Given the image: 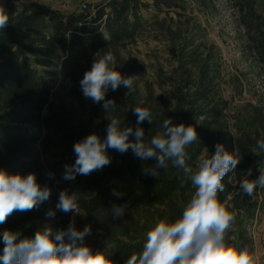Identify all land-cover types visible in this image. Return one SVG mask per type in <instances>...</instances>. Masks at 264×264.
Instances as JSON below:
<instances>
[{
    "label": "trees",
    "instance_id": "16d2710c",
    "mask_svg": "<svg viewBox=\"0 0 264 264\" xmlns=\"http://www.w3.org/2000/svg\"><path fill=\"white\" fill-rule=\"evenodd\" d=\"M191 1L203 10L215 11L219 1L230 7L244 51L255 73L264 77V0ZM187 8V0H107L64 12L26 0L17 8L4 9L9 24L0 30V169L25 176L35 173L41 188L51 189V196L30 211H14L6 223L0 224V234L7 229L32 238L45 225L54 232L65 230L74 218L77 230L91 226V235L85 237L88 246L95 251L110 245L111 259L115 264H125L132 252L142 249L154 223L178 219L193 189L182 171L171 166L167 171L161 169L157 178L147 176L142 170L154 160L142 161L131 158L129 152L125 155L108 149L109 166L87 176L77 175L71 181L62 178L64 166L75 162L73 146L77 141L93 133L101 141L106 139L108 119L113 116L121 120L122 128L135 131L137 117L132 109L139 106L153 114L151 124L145 121L140 125L146 140L161 131L167 118L174 124L195 127L198 141L188 149L194 170L200 159L214 155L217 143L229 152L239 149L241 162L224 178L225 189L219 199L236 214L228 237L250 245L254 252L251 225L264 209V187H257L248 197L242 195L239 184L247 178L244 175L249 168L253 169L249 179L259 176L258 161L264 167V156L251 152L256 142L264 139V108L252 102L233 104L225 98L227 81L215 48L184 39L181 28L168 31L175 45L176 67L170 74L161 70L157 79L162 90H169L158 94L148 84L142 92L135 83L131 91L124 86L109 90L105 100H115V112L106 113L103 102L86 99L80 86L98 52H112L123 76H142V68L127 62L121 51L144 33L147 21L143 13L181 12ZM63 87L67 89L61 97L59 89ZM232 88L241 99L243 81L237 78ZM55 98H61L60 105ZM76 105L86 110L85 118L80 117L78 123L71 117L77 113ZM59 148V161L44 159ZM49 172L54 174L51 179ZM63 190L78 194L80 214L56 210ZM121 204L128 207L119 219H113L110 212L100 219L95 215L98 209L110 210ZM49 209L55 210L53 218L46 216ZM130 211L142 215L146 222L131 217Z\"/></svg>",
    "mask_w": 264,
    "mask_h": 264
},
{
    "label": "clouds",
    "instance_id": "9594fccd",
    "mask_svg": "<svg viewBox=\"0 0 264 264\" xmlns=\"http://www.w3.org/2000/svg\"><path fill=\"white\" fill-rule=\"evenodd\" d=\"M9 24V15L0 8V30ZM99 56V58H97ZM134 77H125L117 70L116 59L112 52L95 54L91 68L87 70L80 86L83 96L94 103L103 102L106 113L115 112V100H105L109 90L116 91L124 86L130 91ZM136 115L135 131L132 127H121V120L113 116L106 128V139L93 133L87 135L73 146L74 164L64 166L63 179L71 181L77 175L87 176L111 164L108 149L124 154L129 150L142 160H154L153 165H145L143 174L158 177L161 169L169 167L182 171L183 177L190 182L192 194L183 206L181 216L175 221L159 220L145 236L142 249L134 251L125 264H255V255L250 245L228 237L236 220V214L229 211L220 201L219 194L225 189L223 183L228 173L236 171L241 158L239 149L229 152L223 144L215 145L214 155L202 158L195 170L189 163L190 146L198 141L194 126L184 123L174 124L171 118L163 120L161 131L150 139H144L145 132L140 127L143 122H153L152 112L143 107H134ZM134 136V139H129ZM251 152L264 156V139L258 140ZM259 176L249 179L253 169L249 168L239 188L242 195L251 197L257 187H264V167L257 162ZM53 178L54 174L47 173ZM183 186V181L181 182ZM120 195V194H117ZM51 189L41 188L35 173L26 176L20 173L8 174L0 169V224L6 223L14 211H30L48 200ZM128 205H113L110 210L98 209L96 217L110 215L121 218ZM56 210L64 213L80 214L79 196L60 191ZM46 216L53 218L55 210L49 209ZM91 235V226L77 230L75 220L67 229L53 231L45 225L35 232L34 237H22L19 231L3 230L0 234L3 249L0 264H115L109 248L93 250L85 243Z\"/></svg>",
    "mask_w": 264,
    "mask_h": 264
},
{
    "label": "rangeland",
    "instance_id": "374dc122",
    "mask_svg": "<svg viewBox=\"0 0 264 264\" xmlns=\"http://www.w3.org/2000/svg\"><path fill=\"white\" fill-rule=\"evenodd\" d=\"M26 0H0V8H17ZM51 7L55 10L73 12L80 9L85 3H99L107 0H30ZM263 2V0H260ZM188 8L181 12H162L152 10L144 12L147 21L146 29L138 40L121 51L122 57L127 62H134L142 68V76H135L134 83L144 92L148 84L154 86L158 94H165L169 88L162 90L158 85L157 74L161 70L170 74L176 67L174 43L168 31L175 32L181 28L184 39L191 40L195 45L206 44L215 48L221 55L223 73L227 81L225 98L232 100L233 104L252 102L260 104L264 108V77L258 76L253 68L251 58L244 51L243 39L240 29L234 21L233 13L223 1L217 3L215 11L203 10L187 0ZM239 78L244 84V93L240 99L234 92L232 85ZM68 87V85H67ZM67 87L59 89L61 97H64ZM234 97V98H233ZM61 98H55L58 105ZM77 113L71 115L78 123L86 115L85 107L75 106ZM81 117V118H80ZM85 118V117H84ZM61 148L52 150L44 156L46 161H59ZM131 158H135L132 151ZM126 152V153H128ZM126 153H124L126 155ZM131 217L139 220L142 218L135 211H130ZM142 220L146 222L143 218ZM249 222V227H250ZM155 225V223H154ZM248 226V225H247ZM254 240L255 264H264V209L258 214V220L251 225ZM153 227V226H152ZM3 243L0 244L2 252Z\"/></svg>",
    "mask_w": 264,
    "mask_h": 264
}]
</instances>
